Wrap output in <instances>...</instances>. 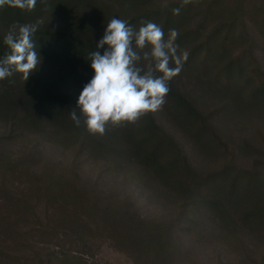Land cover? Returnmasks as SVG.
Returning a JSON list of instances; mask_svg holds the SVG:
<instances>
[{"label":"rangeland","instance_id":"374dc122","mask_svg":"<svg viewBox=\"0 0 264 264\" xmlns=\"http://www.w3.org/2000/svg\"><path fill=\"white\" fill-rule=\"evenodd\" d=\"M93 3L101 8L67 9L85 21L94 11L109 20L154 13L152 22L168 21L165 34L178 30L180 49L195 53L171 82L197 119L167 98L147 114L165 136L158 162L174 168L156 177L144 164L156 134L147 116L116 142L14 96L19 104L0 111V264H264V0ZM56 17L26 23L66 29ZM9 28L0 24V35ZM50 67L42 60L27 81ZM226 67L228 88L217 78ZM82 90L72 79L58 89L75 99Z\"/></svg>","mask_w":264,"mask_h":264},{"label":"clouds","instance_id":"9594fccd","mask_svg":"<svg viewBox=\"0 0 264 264\" xmlns=\"http://www.w3.org/2000/svg\"><path fill=\"white\" fill-rule=\"evenodd\" d=\"M36 4L37 0H0V8L23 11L33 10ZM179 11L175 8L173 14ZM39 23L10 26L3 40L8 51L0 58V81L14 73L27 81L38 69L42 58L33 37ZM178 36L177 29L165 34L162 26L151 21H140L136 29L128 20L111 18L95 50L87 55L94 75L83 86L70 119L77 127L83 123L89 133L103 136L109 127L135 124L161 110L169 83L183 70L188 56L176 43ZM100 49H105L103 54Z\"/></svg>","mask_w":264,"mask_h":264},{"label":"trees","instance_id":"16d2710c","mask_svg":"<svg viewBox=\"0 0 264 264\" xmlns=\"http://www.w3.org/2000/svg\"><path fill=\"white\" fill-rule=\"evenodd\" d=\"M104 1L106 5L112 4L114 1L121 5L122 2L126 0ZM73 4L86 5L89 6V9H92L93 5H96L97 8L100 7V4L93 3V0H37L35 8L31 11H23L7 6L0 8V24L6 27L16 22L24 24L29 22L28 20L34 19L39 14L44 13L57 16L56 18L67 26L64 30L56 29L48 32L38 30L35 33L33 39L40 57L42 60L47 59L52 66L48 69L49 76L44 75L40 79L34 81H25L23 79V81H20L19 77H21V74L14 73L12 77L0 81V111L6 113V111L13 110V108L19 104V102L13 100L14 96H22L24 102H22L21 105L34 108L35 114L38 116H46L48 120L57 117H70V110L76 107L78 99L67 97L63 93H60L58 89L71 79L77 80L82 86V89L83 86L90 81L94 73L90 66L91 61L87 60V55L90 51L95 50V46L99 40L102 39L109 21V19L103 17L102 12L97 14L95 11V15L94 13L88 15L89 19H87V21H85L83 17L77 19L73 17L67 9ZM153 14L154 13H146L143 17L140 16L125 20H128L134 28L138 29L140 27V21L152 22ZM182 16L183 13H181V17ZM167 24L168 21L162 26L163 30L166 29ZM5 35H0V58L8 51L3 43ZM176 43H178V40H176ZM203 46L205 48L201 60L199 61V66L200 69L205 71L206 67H208L210 51L208 39H205ZM104 50L105 49H100L101 54H103ZM194 53L195 50L188 53L187 59L184 61L185 66L190 64L189 62L193 59ZM217 78L222 80L224 87H231L233 73L230 67H226L222 73L220 71ZM13 85L15 89H17L15 93H11ZM169 88L170 91L166 98L176 101L179 109L184 111L186 115H191L196 118L197 114L193 107L190 106L184 95L178 91L171 81L169 83ZM32 93L35 97L32 96ZM77 112L79 114V110H77ZM147 119L149 120L147 124L148 129L156 134L152 135L150 133L151 136H148L146 142H151L152 146L149 154L144 157L146 162L144 164H148L152 168V172L156 177H162L171 173L174 168L168 165L166 166L165 163L158 162L165 136L162 135L149 115ZM129 125L131 124L109 127L105 136H108L111 140H116V142L119 139L129 138V131L131 130ZM256 174V172L250 174L252 180L257 178ZM230 185L232 187L234 182Z\"/></svg>","mask_w":264,"mask_h":264}]
</instances>
